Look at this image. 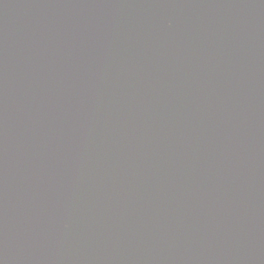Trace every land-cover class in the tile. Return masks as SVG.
I'll return each instance as SVG.
<instances>
[{
  "label": "water",
  "instance_id": "obj_1",
  "mask_svg": "<svg viewBox=\"0 0 264 264\" xmlns=\"http://www.w3.org/2000/svg\"><path fill=\"white\" fill-rule=\"evenodd\" d=\"M0 264H264V0H0Z\"/></svg>",
  "mask_w": 264,
  "mask_h": 264
}]
</instances>
